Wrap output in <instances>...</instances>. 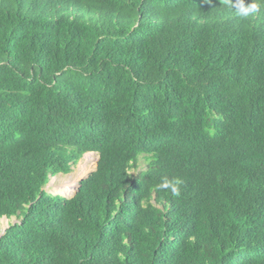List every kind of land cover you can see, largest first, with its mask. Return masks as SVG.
Returning <instances> with one entry per match:
<instances>
[{"label": "trees", "instance_id": "obj_1", "mask_svg": "<svg viewBox=\"0 0 264 264\" xmlns=\"http://www.w3.org/2000/svg\"><path fill=\"white\" fill-rule=\"evenodd\" d=\"M0 264H264V4L0 0Z\"/></svg>", "mask_w": 264, "mask_h": 264}, {"label": "rangeland", "instance_id": "obj_2", "mask_svg": "<svg viewBox=\"0 0 264 264\" xmlns=\"http://www.w3.org/2000/svg\"><path fill=\"white\" fill-rule=\"evenodd\" d=\"M99 155L97 153H88L86 155V161L80 162L78 165L73 166L72 172L68 174L60 173L58 175L54 174L51 177V181L46 187L47 192L52 194V196L60 195L66 198L73 197L78 185L83 179L88 177L93 171H95L97 166ZM146 166V161L141 158L139 164L131 169V173L136 174ZM76 182V184H74ZM79 186V185H78ZM66 192V193H65ZM72 194V195H71ZM18 219L13 217L11 219H3L2 228L3 230L9 227L10 224L16 223Z\"/></svg>", "mask_w": 264, "mask_h": 264}, {"label": "clouds", "instance_id": "obj_3", "mask_svg": "<svg viewBox=\"0 0 264 264\" xmlns=\"http://www.w3.org/2000/svg\"><path fill=\"white\" fill-rule=\"evenodd\" d=\"M222 3L227 5L229 8L235 10L237 16L247 18L252 14H256L261 10V4H264V0H252L251 3H245V0H222ZM181 183L179 179L174 182L165 180L161 187L169 188L175 193L178 191V185Z\"/></svg>", "mask_w": 264, "mask_h": 264}, {"label": "water", "instance_id": "obj_4", "mask_svg": "<svg viewBox=\"0 0 264 264\" xmlns=\"http://www.w3.org/2000/svg\"><path fill=\"white\" fill-rule=\"evenodd\" d=\"M96 169H97V166H96ZM96 169H95V170H96ZM80 186H81V184L79 183V187H78V189L80 188ZM78 189H77V191H78ZM76 193H77V192H76ZM74 196H75V195H74ZM74 196H73V197H74Z\"/></svg>", "mask_w": 264, "mask_h": 264}, {"label": "bare ground", "instance_id": "obj_5", "mask_svg": "<svg viewBox=\"0 0 264 264\" xmlns=\"http://www.w3.org/2000/svg\"><path fill=\"white\" fill-rule=\"evenodd\" d=\"M74 184H76V182H75ZM76 185H77V184H76ZM78 185H79V184H78ZM78 185H77V186H78ZM77 186H76V188H77ZM78 187H79V186H78ZM65 193H66V192H65ZM71 195H72V194H71Z\"/></svg>", "mask_w": 264, "mask_h": 264}]
</instances>
